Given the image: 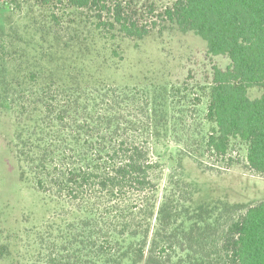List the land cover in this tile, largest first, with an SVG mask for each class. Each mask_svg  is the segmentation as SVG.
I'll return each mask as SVG.
<instances>
[{
	"label": "trees",
	"instance_id": "obj_1",
	"mask_svg": "<svg viewBox=\"0 0 264 264\" xmlns=\"http://www.w3.org/2000/svg\"><path fill=\"white\" fill-rule=\"evenodd\" d=\"M52 1L51 21L71 35L0 77V109L17 116L12 157L55 211L13 233L0 214V264H264V199L220 223L182 209L169 189L157 209L172 102L163 79L120 80L121 41L150 29L118 0ZM160 20L229 58L207 85V147L224 155L240 139L264 176V0H173Z\"/></svg>",
	"mask_w": 264,
	"mask_h": 264
},
{
	"label": "rangeland",
	"instance_id": "obj_2",
	"mask_svg": "<svg viewBox=\"0 0 264 264\" xmlns=\"http://www.w3.org/2000/svg\"><path fill=\"white\" fill-rule=\"evenodd\" d=\"M51 1L16 0L12 7L0 0V77L20 74L17 69L22 70V63L37 61L68 40L73 28L65 25L68 30H63V25L51 21L53 11H58ZM118 1L140 25L150 29L142 40L121 41L125 53L121 82L140 80L148 73L156 81L165 80L172 102L173 131L157 148L163 162L157 209L169 189L181 200L182 209L196 210L197 216L203 207L202 221L220 223L263 200L264 176L247 166L245 142L232 139L224 155L207 147L214 126L206 118L207 85L214 66L226 69L229 58L209 55L202 38L160 20L173 0ZM261 93L258 87L250 90L253 98ZM16 117L0 109V214L2 227L10 233L40 228L55 211L9 151L7 141L17 128ZM210 233L216 242L218 233Z\"/></svg>",
	"mask_w": 264,
	"mask_h": 264
}]
</instances>
